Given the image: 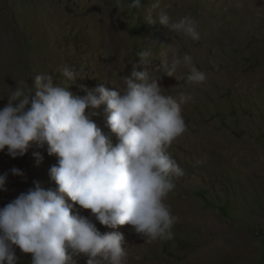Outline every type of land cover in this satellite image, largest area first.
Returning <instances> with one entry per match:
<instances>
[{"label":"rangeland","instance_id":"obj_1","mask_svg":"<svg viewBox=\"0 0 264 264\" xmlns=\"http://www.w3.org/2000/svg\"><path fill=\"white\" fill-rule=\"evenodd\" d=\"M255 1L236 8L235 0H160L152 17L160 11L172 21L191 17L199 32L192 40L146 23L155 0H141L139 9L129 7L132 0H0V97L22 83L31 87L37 74L51 75L55 84L81 97L82 89L101 84L115 90L145 50L153 54L149 72L160 75L165 95L192 97L182 106L187 130L168 148L185 173L173 178L175 188L165 199L176 217L171 239L149 242L129 225L108 228L90 210L74 206L101 233L124 235L127 264H264V0ZM173 50L181 58L189 55L206 80L188 84L183 66L172 76L154 71L162 59L171 61ZM64 68L76 79L63 77ZM6 104L7 96L0 108ZM104 107L93 110L92 119L115 145ZM241 150L250 154L234 161ZM5 152H0V174L16 167L25 175L10 174L0 207L34 180L55 190L48 170L57 157L49 156L46 146L30 143L15 159ZM198 214L206 225L198 227ZM216 230L235 236L240 251L212 249ZM15 251L18 264H31V254ZM73 259L86 264L87 257Z\"/></svg>","mask_w":264,"mask_h":264},{"label":"clouds","instance_id":"obj_2","mask_svg":"<svg viewBox=\"0 0 264 264\" xmlns=\"http://www.w3.org/2000/svg\"><path fill=\"white\" fill-rule=\"evenodd\" d=\"M159 3L151 5L146 23L199 39L196 22L189 16L172 21L160 11L154 19L152 10ZM243 3L235 0L234 6L242 8ZM141 6V0L129 5ZM152 55L149 50L139 52L138 63L115 90L101 84L82 89L86 95L81 97L55 84L49 74H37L31 87L22 83L10 88L7 104L0 108V152L6 150L15 159L25 155L30 143L46 146L47 154L57 157L48 170L56 188L45 189L34 180L27 191L0 207V264H18L17 248L31 254V264H77L73 257L80 254L87 257L86 264H127L124 235L101 233L74 210L76 205L90 210L100 225L112 229L129 225L149 242L173 237L176 217L165 199L175 188L173 178L185 173L168 148L187 130L182 106L192 97L165 95L160 75L149 72ZM181 66L188 70V84L206 80L189 55L181 58L175 50L171 61L162 59L154 71L172 76ZM62 75L76 79L69 68ZM101 105L115 145L92 119L93 110ZM9 174L25 175L16 167L0 174V192L7 191Z\"/></svg>","mask_w":264,"mask_h":264},{"label":"bare ground","instance_id":"obj_3","mask_svg":"<svg viewBox=\"0 0 264 264\" xmlns=\"http://www.w3.org/2000/svg\"><path fill=\"white\" fill-rule=\"evenodd\" d=\"M255 1V0H254ZM257 1H260V0H256L255 2H257ZM260 4V3H259ZM108 43H110V41L108 42ZM217 144H218V142H217ZM216 144V145H217ZM220 144V143H219ZM219 148V147H218ZM217 149V148H216ZM218 151V150H217ZM223 151V150H222ZM248 154H250V153H247V151L246 152H243V150H241L239 153L237 152L236 153V156H235V159H234V161H239L240 160V157H242V159L244 158H246L247 156H248ZM250 158L252 159V155L250 156ZM4 163L6 164V166L9 164L8 162H6V161H4ZM252 166V165H251ZM9 171V170H8ZM4 172H6V170L5 169H3V173ZM10 178V174H9V176H8V178H7V180L9 181V182H11V180L9 179ZM6 180V181H7ZM10 186V185H9ZM13 187V186H12ZM15 187V186H14ZM13 187V188H14ZM194 222V221H193ZM192 222V223H193ZM195 222H196V224L198 225V227L199 226H204V225H206V219L204 220L203 219V216L202 215H200V214H198L197 215V217H196V220H195ZM120 225H118L117 227H119ZM191 228V227H190ZM228 228V227H227ZM191 229H193V228H191ZM218 235H217V237L215 238V241L213 242V244H210V246L212 245V249H217V248H224L225 246L227 247V250H232V251H234V252H237L238 250V248H239V245H238V242H237V240H236V238H235V236H229V235H226V232L225 231H218V230H216L215 231ZM232 233V232H231ZM227 239H230L229 241H227ZM226 242H229L228 244L226 243ZM241 242H242V240H241ZM245 242V241H244ZM223 243V244H222ZM224 243H226L227 245H225ZM246 247V246H245ZM239 251H240V248H239ZM234 252H232V253H234ZM242 252V251H241ZM201 253V252H200ZM243 254H245L244 252H242ZM211 253H209L208 255H210ZM239 254V253H238ZM241 254V253H240ZM242 254V255H243ZM214 255V254H213ZM216 255V254H215ZM201 256H203V252H202V255ZM211 256V255H210ZM225 256V255H224ZM209 257V256H208ZM238 257V256H237ZM210 258V257H209ZM216 259V258H215ZM200 260H202V259H200Z\"/></svg>","mask_w":264,"mask_h":264}]
</instances>
